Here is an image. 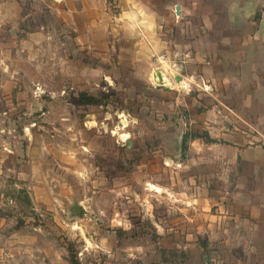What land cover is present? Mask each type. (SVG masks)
<instances>
[{"label":"rangeland","instance_id":"1","mask_svg":"<svg viewBox=\"0 0 264 264\" xmlns=\"http://www.w3.org/2000/svg\"><path fill=\"white\" fill-rule=\"evenodd\" d=\"M80 7L0 0V264H186L159 244L151 221L166 227L177 210L155 186L169 187L170 153L203 151L181 143L174 97L144 85L142 13L116 45L83 46L69 12ZM164 54L156 71L184 70Z\"/></svg>","mask_w":264,"mask_h":264},{"label":"crops","instance_id":"2","mask_svg":"<svg viewBox=\"0 0 264 264\" xmlns=\"http://www.w3.org/2000/svg\"><path fill=\"white\" fill-rule=\"evenodd\" d=\"M81 5L69 12L78 20L70 27L83 46L116 45L110 35L128 36L137 26L130 18L142 13L144 85L174 97L169 104L184 111L178 120L186 127L181 138L203 151L170 153L162 163L171 168L172 179L168 188L154 186L172 193L170 205L178 212L166 227L151 221L159 244L183 251L186 264H264V0H81ZM163 31L171 34L168 40ZM165 52L183 60V74L155 70V58ZM158 71L169 90L156 83ZM171 131L165 134L174 139ZM198 131L205 138L196 137Z\"/></svg>","mask_w":264,"mask_h":264},{"label":"trees","instance_id":"3","mask_svg":"<svg viewBox=\"0 0 264 264\" xmlns=\"http://www.w3.org/2000/svg\"><path fill=\"white\" fill-rule=\"evenodd\" d=\"M80 103L81 104H92V103L94 104V103H98V100L95 97L86 95V93H82L80 95ZM196 137H199V136L196 135ZM208 141L212 142L213 140L208 139ZM166 253H170V251L169 252L164 251V254H166ZM165 262L167 263V261H165Z\"/></svg>","mask_w":264,"mask_h":264},{"label":"water","instance_id":"4","mask_svg":"<svg viewBox=\"0 0 264 264\" xmlns=\"http://www.w3.org/2000/svg\"><path fill=\"white\" fill-rule=\"evenodd\" d=\"M177 12H179V8H177ZM159 73H160V75H158V77L161 80L162 79V75H161V72L160 71H159ZM181 74H183V72H181ZM176 80H179V79L177 78ZM159 86L161 88H165L166 90H169V88L164 85V82L163 81H160ZM181 143L183 144V139L181 140ZM76 211H77V214L80 216L81 215V211H82L81 208L80 207H77L76 208Z\"/></svg>","mask_w":264,"mask_h":264},{"label":"bare ground","instance_id":"5","mask_svg":"<svg viewBox=\"0 0 264 264\" xmlns=\"http://www.w3.org/2000/svg\"><path fill=\"white\" fill-rule=\"evenodd\" d=\"M161 72V75H162V79L160 80V78L158 77V75H160L159 71L156 73V83H160V81H163L164 82V85H167L165 81H168L166 78V80H164V74L162 71ZM125 124V123H124ZM126 137V136H125Z\"/></svg>","mask_w":264,"mask_h":264},{"label":"built area","instance_id":"6","mask_svg":"<svg viewBox=\"0 0 264 264\" xmlns=\"http://www.w3.org/2000/svg\"><path fill=\"white\" fill-rule=\"evenodd\" d=\"M168 60V58H166V55H162L161 57L158 58V61L160 63H166V61ZM173 67H176V64H174ZM171 69V68H170Z\"/></svg>","mask_w":264,"mask_h":264}]
</instances>
